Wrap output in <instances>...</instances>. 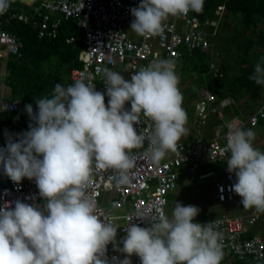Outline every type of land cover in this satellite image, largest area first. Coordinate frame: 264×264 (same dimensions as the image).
Here are the masks:
<instances>
[{"label":"clouds","instance_id":"obj_1","mask_svg":"<svg viewBox=\"0 0 264 264\" xmlns=\"http://www.w3.org/2000/svg\"><path fill=\"white\" fill-rule=\"evenodd\" d=\"M9 2L0 0V12ZM203 6L204 0H141L130 10L135 18L130 29L155 35L169 16L200 13ZM102 71L107 105L105 93L83 78L67 86L56 83L51 96L36 99L38 111L25 106L33 121L29 130L0 150L7 176L17 184L34 180L43 198L42 204L17 200L14 208L6 204L0 209V264H131L132 255L141 264H221L215 221L194 222L199 208L179 202L171 218L158 212L148 227L131 223L118 249L125 258L107 257L119 228L99 213L89 192L94 175L111 170L109 178L117 187L129 184L136 166L132 150L147 141L144 155L159 163L188 134V117L170 61L150 63L130 79L108 68ZM249 79L264 85V57ZM141 114L152 121L147 134L134 127ZM227 128L223 151L230 153L227 170L236 176L232 189L245 209L264 211V151L254 147L256 133L238 122Z\"/></svg>","mask_w":264,"mask_h":264},{"label":"built area","instance_id":"obj_2","mask_svg":"<svg viewBox=\"0 0 264 264\" xmlns=\"http://www.w3.org/2000/svg\"><path fill=\"white\" fill-rule=\"evenodd\" d=\"M28 8L16 10L7 7L0 12V45H6L10 52L22 56L25 42L9 27L14 22L30 26L38 33L39 38L56 37L60 33L63 19H73L76 31L82 36L79 60L81 66L72 71V79H84L85 83L96 85V90L105 93V103L108 104L106 86L103 82V69L108 68L120 73L126 79L150 63L167 60L174 68L183 56L185 49L208 50L213 54L212 36L216 34L218 20L204 23L193 11L186 15L169 16L164 22L163 30L155 35H138L131 28L135 19L131 9L138 7L141 0H28ZM220 7L219 10H223ZM182 21V28L179 22ZM214 26L210 31L209 26ZM75 47L79 44L77 36L67 38ZM216 63H212L215 67ZM204 94V93H202ZM218 100L215 93L206 92L195 103L193 124L197 133L201 132L210 114H216L218 119H224L223 108L227 105ZM225 105L223 108L220 107ZM125 107L130 109V102ZM21 108V101L0 94V114L12 113ZM264 117V105L247 118L235 116L218 125L216 135L203 138L196 135L192 143L180 141L177 151L172 157L163 158L159 163L147 158L144 146L133 149L132 154L136 166L132 170L130 183L117 187L110 180L111 170H102L93 177L89 192L95 197L98 211L110 218L118 229L116 244L110 243L107 257H117L123 260L127 254L119 251L123 248L126 227L135 223L140 227H148L149 220L158 212L167 215L169 194L178 187L184 165L188 164L190 178L195 180H210L214 182L216 200L220 203L234 204L243 207L240 197L232 189L236 176L227 169H210L201 172L200 168L207 162H226L230 153L224 152L226 147L227 125L238 122L243 128L256 126ZM138 134H146L152 128V121L142 114L140 123L134 125ZM22 128L16 132L10 125H1V150L6 149L10 140H16L27 132ZM8 187L1 189V209L6 204L15 207L17 200L28 204H42L43 198L34 180L25 178L21 183L13 182L5 173ZM138 213L144 218H138ZM264 211L255 208L244 214L222 213L209 214L202 224L215 221V230L221 234L222 249L240 259L252 257L264 264V234L259 231L254 236L248 234L261 219ZM131 264H141L137 255L130 257Z\"/></svg>","mask_w":264,"mask_h":264},{"label":"trees","instance_id":"obj_3","mask_svg":"<svg viewBox=\"0 0 264 264\" xmlns=\"http://www.w3.org/2000/svg\"><path fill=\"white\" fill-rule=\"evenodd\" d=\"M8 7L23 10L28 8V5L22 0H10ZM219 7H224L222 16L216 12ZM193 14L202 21L213 19L218 20L219 23L216 34L211 38L214 46L213 54L208 50L196 49L190 52L186 50L175 66L181 84L186 81L188 73L195 74V86L187 87L181 92L184 109L192 118L196 89L204 87L214 91L218 98L216 103L232 98L241 106H246L247 116L238 108L239 105L233 103V105H226L223 108L225 120L235 116L249 117L264 105V85H257L249 79L255 65L261 57H264V0H204L202 12L193 11ZM9 28L23 39L25 47L22 56L15 53L8 55L7 73L0 75V83L4 82L9 88L10 98L21 100V108L1 115L0 122L20 132L24 127L29 130V125L33 123L26 111V105L31 104L33 111H38L36 99L51 96L56 83L65 86L74 83L71 79V71L81 66L79 47L82 36L77 33L73 19L62 20L60 33L56 37L39 38L36 31L21 22H14ZM209 28L213 31L214 26ZM224 31L227 32L225 36L227 54L220 53L221 46L217 41L223 36ZM70 36H77L79 42L77 47L67 41ZM216 53L223 55L224 58L220 62L219 69L217 66L212 67ZM2 58L3 56L0 55V60ZM251 96L261 97L262 101L256 109L251 108L252 104L247 101ZM224 119L220 120L217 115L213 116L210 127L224 123ZM259 125H264V117H261L256 126L249 128L255 132ZM211 166L207 165L203 167V170H210ZM262 217L259 225L264 234ZM255 231L253 228L248 236H254ZM222 251L221 264H261L252 257L240 259L232 253H227L223 249Z\"/></svg>","mask_w":264,"mask_h":264},{"label":"rangeland","instance_id":"obj_4","mask_svg":"<svg viewBox=\"0 0 264 264\" xmlns=\"http://www.w3.org/2000/svg\"><path fill=\"white\" fill-rule=\"evenodd\" d=\"M218 14L220 16H222L223 11L219 10ZM222 35L223 36H221V37H219L217 39V41L220 43V46H221L220 47L221 48V52L220 53L227 54V50H226L227 46H226V43H225L226 42L225 41V36L227 35V32L224 31V33ZM214 42H216L215 39H214ZM223 59H224L223 55H221V54H217L216 53L214 55V62L216 63V66H217L218 69L220 68V65H221L220 62L223 61ZM4 64H6V59H4V61L2 60L1 71L4 74H1V75H5L6 74L5 73L6 71L4 72ZM194 76H195L194 73H188L187 74L186 81H184V84H181V83L179 84V89H180L181 92H183L187 87H194L195 86L194 85ZM1 87H2V84H1ZM2 89H5V95H9L10 94L9 88L3 87ZM208 91L210 93H214L213 90H210V89H207V88H204V87H197V89H196V97H195L194 100H196L197 98L202 97V95H204ZM202 93H204V94H202ZM247 101H249L252 104L251 108L256 109L259 106V104H260V102L262 100H261V97H259V96H251V97H248ZM224 103H227V105H230L232 103L234 105H239L238 108H240L243 112H245V110H246V106L245 105L241 106V104L237 103L232 98H226ZM225 105L221 106V104H220V107L223 108ZM182 106L184 108V104ZM244 115L247 116V113L245 112ZM0 117H1V115H0ZM187 117H188V120H187L186 127L188 128V131H189V130L192 129V118H191V115L188 114V113H187ZM209 125H211V121L208 123V128H209ZM255 133H256V139L253 142L254 147L260 149L261 151H264V125H259L258 129L255 131ZM187 135H189V133ZM169 153H171V152H169ZM217 164L219 166L214 164V165H212L210 167V169H219L221 166L224 167L225 169H227V163L226 162L217 163ZM235 182H236V180H235ZM212 187L213 186H210L209 184L193 183V184H187V185H185L183 187H178L174 192L178 193L179 196H181V199H179L178 202L181 203L182 205H184V206L194 205V206H197L199 208V210H200L199 211V215L195 218V221H198V220L201 219L203 213H205V210H207L209 207H213L215 205L221 211V206L218 207V205L215 204V201H214V189ZM238 197H239V195H238ZM175 204H176V202H173L171 204V206L167 205V214L170 217L172 216V212H173V209L175 207ZM224 208H226V207H224ZM230 209L233 212H236V213H239V214L244 213V209H233L232 207H230ZM224 210H226V209H224ZM262 219L264 221V216L262 217ZM260 229H261V227H260Z\"/></svg>","mask_w":264,"mask_h":264},{"label":"crops","instance_id":"obj_5","mask_svg":"<svg viewBox=\"0 0 264 264\" xmlns=\"http://www.w3.org/2000/svg\"><path fill=\"white\" fill-rule=\"evenodd\" d=\"M27 2H28V0H27ZM25 4H27L28 5V3H25ZM220 8V7H219ZM218 8V9H219ZM217 9V10H218ZM224 9V8H223ZM223 11V10H222ZM217 12V11H216ZM218 14V13H217ZM206 21H209V22H211V21H213V19L212 20H206ZM206 21H203L204 23H206ZM26 25V24H25ZM182 21H180L179 22V28H182ZM206 25H208L209 27H211L212 25L211 24H206ZM4 47V48H3ZM185 51H186V49H185ZM190 52V51H189ZM0 53H1V56H3L4 58L3 59H1L0 60V75L1 74H4V73H2V71H1V68H2V60L4 61V59H6V61H7V58H8V55L10 54V53H12V52H10L9 51V49L7 48V46L6 45H0ZM183 57V56H182ZM181 57V58H182ZM180 58V59H181ZM180 59L178 60V61H180ZM80 61V60H79ZM178 61H177V63H178ZM81 62V61H80ZM77 68V67H76ZM75 68H73L72 69V71L74 70ZM6 71V64H4V72ZM72 71H71V79H72ZM5 73H7V72H5ZM72 81L74 82V80L72 79ZM1 84H2V87H1ZM180 84V83H179ZM0 87H1V93H4L5 94V89H2L3 87H6V88H8L6 85H5V83L4 82H1L0 83ZM8 98H10L8 95H6ZM14 99V98H13ZM199 98H197L196 99V101L198 100ZM20 100V99H19ZM196 103V102H195ZM194 110H195V107H194V109H193V111H192V129L191 130H189L188 131V133H189V135H187V136H183L182 138H181V140L180 141H184V142H186V143H192V141L195 139V137H196V135H201L203 138H211V137H214L215 135H216V131H217V128L219 127L218 125H220V124H218V125H214V126H212V127H210V125H209V128H208V123L211 121V119H212V117L213 116H215L216 114H210L209 116H208V118H207V121H206V123L202 126V128H201V132L198 134L197 133V131H196V129H195V126H194V124H193V118H194ZM225 122V121H224ZM212 128V129H211ZM214 132H213V131ZM184 138V139H183ZM179 141V142H180ZM178 142V143H179ZM172 155H173V152H171V153H167L166 154V156H165V158H170V157H172ZM214 165V164H216V165H218L216 162H207V163H205L201 168H200V171L201 172H204V171H208V170H203V167H205V166H207V165ZM188 164H186V165H184V167H183V169H182V173H181V175H180V179H179V184H178V187H183V186H185V185H187V184H193V183H198V184H209L210 186H213L212 188L214 189V201H215V204L216 205H218V207L219 206H221V211H220V209H218L215 205L213 206V207H209L207 210H205V213H203V215H202V217H201V219L200 220H198V221H195V222H203L205 219H206V217L207 216H209V214H213V215H220V214H222V213H231V214H239V213H236V212H233L231 209H230V207H232L233 209H244V213H248V212H250L251 210H252V208H247V209H245L244 207H241V208H239V207H236L234 204H227V203H220V202H218L217 200H216V191H215V185H214V182L213 181H210V180H195V179H192V178H190V176H189V173H188ZM219 166V165H218ZM219 168V167H218ZM220 168H222V169H224V167H220ZM177 187V188H178ZM176 188V189H177ZM175 189V190H176ZM175 190H173L170 194H169V202H168V205H170L171 206V204L173 203V202H178L179 201V199H181V196H179V194L178 193H176V192H174ZM240 197V196H239ZM174 198V199H173ZM241 198V197H240ZM230 206V207H229ZM224 207H226V208H224ZM217 208V209H216ZM226 209V210H224V209ZM228 209V210H227ZM230 209V210H229ZM244 213H242V214H244ZM169 218H171L170 216H168ZM260 222L258 221V223L255 225V227H253L256 231H255V233L256 232H260V233H262V229H260Z\"/></svg>","mask_w":264,"mask_h":264},{"label":"water","instance_id":"obj_6","mask_svg":"<svg viewBox=\"0 0 264 264\" xmlns=\"http://www.w3.org/2000/svg\"><path fill=\"white\" fill-rule=\"evenodd\" d=\"M24 3H27V0H22ZM0 141H1V123H0ZM1 150V146H0ZM8 187V181L5 178V171L3 169V166L0 165V191L2 188ZM0 209H1V192H0Z\"/></svg>","mask_w":264,"mask_h":264}]
</instances>
